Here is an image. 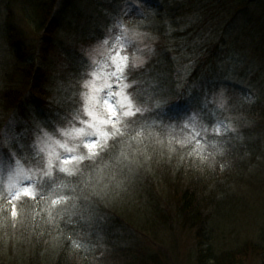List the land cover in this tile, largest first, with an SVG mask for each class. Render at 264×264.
I'll list each match as a JSON object with an SVG mask.
<instances>
[{
    "label": "trees",
    "instance_id": "16d2710c",
    "mask_svg": "<svg viewBox=\"0 0 264 264\" xmlns=\"http://www.w3.org/2000/svg\"><path fill=\"white\" fill-rule=\"evenodd\" d=\"M68 2L73 5L71 0ZM258 2L263 0H149L150 8L142 5L143 16L135 10L124 17L130 29L148 35V40L155 46V53L146 66L136 73L138 82L134 87L137 86L146 98H154L160 90L175 89L177 81L169 77L168 70L185 67L190 75L180 91L185 92L186 102L162 113H145L150 118L140 131L147 139L143 144L131 143L132 148L144 149L151 159L138 168L131 179H124L121 187L114 191L111 187L108 189L104 202L97 207L99 218L91 229L83 222L76 225L80 235L90 241L87 250L66 247L64 237L58 232L49 235L43 223L45 204L31 201L18 210L22 212L23 223L17 222L15 227L11 226L10 213H0V264L19 259L24 264L27 261L30 264H110L113 260H121L113 264H163L159 257L142 252L143 257H140L135 249L123 246L121 242L118 244V241L123 236L126 220L122 217L126 214L135 223L166 218L157 197V191L164 186L169 200L176 206L179 222L196 229L198 264H241L252 253L263 257L261 250L251 247L218 254L208 242L216 216L234 205L232 189L243 183L246 172L258 164V158L263 154L261 139L255 136L263 135L264 138V97L251 101V96L245 98L233 91L236 87L225 84L230 96L225 117L231 118L236 133L216 135V116L209 111L213 86H223L222 82L226 83L224 81L229 77L243 80L246 76L247 66L233 70L235 65L230 57L234 51L237 55L233 56H241L238 49L250 43V57L259 61L256 66L260 70L264 69V24L263 15L259 16L264 9ZM57 3L58 0H0V54L6 52L7 57H2L1 62L5 71L3 79L7 86L8 82L14 83L9 90L7 86L0 90V100L6 101L3 105L5 113L20 106L21 86H31L38 95H45L43 86L49 79L41 64L46 65L61 56L55 43L63 27V18L56 13ZM14 11L18 17L22 14L25 22L31 17L40 35H44L38 49L29 43L26 34L30 33L29 29L24 31L10 26L17 18ZM249 22L255 23L252 33L242 31L245 27L249 29ZM225 30L229 31V37L223 54L222 46L216 41L222 39L221 32ZM74 45L73 50L77 52L81 45L79 42ZM208 45L215 46L217 53H207L204 46ZM241 58L247 59L244 55ZM200 84L203 87L195 94L194 88H200ZM176 99L172 97L170 102L174 103ZM148 103L151 105V99ZM2 115L0 127L5 123ZM225 125L220 128L222 133ZM204 129H207L206 133ZM178 141H184L185 146L181 147ZM169 147L175 151L169 152ZM218 148L223 149L222 155L217 152ZM118 154V150H113V155ZM138 158L145 159L139 154ZM97 163L101 168L108 165L104 169L105 182L110 181L112 175L116 180L123 179L124 173L120 172L119 166H113L111 158ZM220 164L225 165L222 171ZM57 190L63 191L62 188ZM5 204V200L0 199V206L5 207ZM61 227H65L63 221ZM89 231L90 237L85 235ZM70 234L76 237V233ZM57 236L59 239H54Z\"/></svg>",
    "mask_w": 264,
    "mask_h": 264
},
{
    "label": "rangeland",
    "instance_id": "374dc122",
    "mask_svg": "<svg viewBox=\"0 0 264 264\" xmlns=\"http://www.w3.org/2000/svg\"><path fill=\"white\" fill-rule=\"evenodd\" d=\"M68 1L58 0L56 6V13L63 18L62 31L55 39L61 56L51 59L46 65L41 64L47 70L49 79V82L43 86L45 95L43 97L38 95L31 86H21L22 101L18 104L20 106L8 113H5V107L3 106L6 101L0 100V115L3 113L2 117L5 122H2L4 125L0 127V140L8 139L13 135L23 136L24 129L31 128L34 121H39L41 124H48L49 126L56 125L58 131H63L64 129L59 128L58 122H62L63 117L69 111L81 107L82 102H78V100L80 94L85 91L83 88L85 80L82 79L85 69L87 68L90 73L93 68H98L101 64L107 63L109 57L115 55L113 49L119 50L113 39V37L120 35L119 29L112 28L114 19L121 18L124 21V17L131 11L143 9L142 4L138 0H71L73 5L69 4ZM258 3L260 4L261 2ZM262 8L264 9V0L261 3ZM14 14L17 18L10 23V26L18 27V29L24 31L29 29L30 33L26 32L29 43L34 45L35 49H38L44 35H40L36 23H33L31 17L25 22L22 14L19 17L16 12ZM261 14L263 15L262 23H264V12ZM124 26L130 36L137 34L136 44L142 49V52L135 53L143 61L135 69V73H137L146 66L150 56H153L155 46L151 40H148V35L130 29L125 21ZM110 29L111 32L109 31ZM74 38L75 42H79L81 45L78 47L77 52L73 50L75 47ZM105 39L109 40L108 45L102 44ZM246 45L245 48L238 49V52L247 57V59H242V55L233 56L237 55L235 51L230 57V60L235 65L233 70L247 66L244 73L246 76H243V80L237 77H229L227 81H224L226 83L222 82L223 86H213L212 89L209 111L214 117L216 116V124L220 128L224 124L233 125L231 118L229 116L225 117L230 104L229 91L225 84L232 88L236 87L232 90L245 96V98L251 96V101L255 98L264 97V69L260 70L259 66H256L259 61L250 57V43L249 45L246 43ZM226 46H222L223 54L226 53ZM89 53H91V58ZM122 54H128L131 59L129 51L126 50ZM4 56L6 57V52H1L0 90L2 87L5 88L7 86V82L3 79L5 71L1 64ZM92 59L96 60L97 63L95 65H92ZM89 65H92V67H88ZM188 71L189 69L185 67L178 70V74H182L183 82H186L187 77L190 75ZM88 79H92V77L89 76ZM8 83L9 85L6 88L9 90L14 83ZM202 87L201 85L198 89L194 88L195 94H198L199 89H202ZM128 91H131V89ZM214 93H219L226 100L224 107H218L216 103L212 102ZM8 100H10L9 97ZM85 119L87 118L85 117ZM220 121L223 123L219 124L218 122ZM65 128H67V125H65ZM261 130L262 128L260 127L259 131ZM255 137L261 139L262 147H264L263 135L262 137ZM53 139L67 142L69 147L80 143V141H71L61 136H54ZM52 147L62 157L66 155L62 148L55 145ZM82 150V147L77 148V152ZM13 151L16 150L14 149ZM36 155L35 150H32L29 156V163L24 164L23 160L21 161L25 170L29 167L35 170L31 160ZM257 163L246 172L247 175L244 177L243 183L232 189L231 195L235 197L234 205L232 204L230 208H226L220 215L216 216L213 226L210 227L211 237L208 239L210 247L218 254L233 252L245 247H251L263 252L262 258L252 253L241 264H264V148L263 154L259 156ZM66 167L72 168L73 165L70 163ZM8 175L7 170L0 169V199H4L6 203L5 197L9 192L15 191L9 184ZM65 179L72 178L65 177ZM36 194L38 198L40 195L38 192ZM157 197L166 218L161 220L147 219L149 221L141 220L135 223L136 221L131 219L129 214L124 215L122 218L126 220V225H124L123 236L118 241V244L121 242L123 246L135 249L136 252L140 253V257H143L142 253L150 257L157 256L163 261V264H198L199 248L195 237L196 229L191 228L188 224L183 225L179 222L176 206L172 200H169L170 197L165 186L157 191ZM5 205L7 207V204ZM120 261L113 260L110 264ZM0 263L2 262L0 261ZM8 264L24 263L19 259L12 260ZM26 264L30 263L27 261Z\"/></svg>",
    "mask_w": 264,
    "mask_h": 264
},
{
    "label": "snow or ice",
    "instance_id": "6c2138e0",
    "mask_svg": "<svg viewBox=\"0 0 264 264\" xmlns=\"http://www.w3.org/2000/svg\"><path fill=\"white\" fill-rule=\"evenodd\" d=\"M138 2L150 8L149 0ZM137 12L143 16L140 9H137ZM112 28L120 31L119 36L113 37L119 50L113 49L115 55L110 56L107 63L93 68L90 73L85 69L82 77L85 80V91L80 94L78 100L82 102L81 107L69 111L62 122H58L59 128L64 130L58 131L56 125L49 126L34 121L31 128L24 129L23 136L13 135L0 140V169L7 170L9 184L15 189L5 197L7 207L0 206V213H10L11 226L15 227L17 222L23 223L22 212L18 211V207L22 210L28 201L43 202L45 207L42 212L46 213L43 223L47 226L49 235L53 231L58 232L59 236L64 237V245L71 249H88L90 241L80 235L76 225L83 222L91 229L99 218L97 207L104 202L108 189L111 187L114 191L121 187L124 179H131L137 169L151 159L144 149L132 148L131 143L135 141L139 145L147 139L140 131L145 128L150 118L146 117L145 113H162L186 102L185 92L180 91L184 87L182 74H178L175 89L160 90L154 94V98H146L134 87L138 82L135 69L143 63L141 57L135 55L136 52H142L136 44L137 34L130 36L121 18L114 19ZM109 31L111 32V29ZM102 44L108 45L109 40L105 39ZM126 50L131 53V59L128 54H122ZM89 57L91 58V53ZM96 63V60L92 59V65ZM89 76L92 79H88ZM129 89L131 91H128ZM172 97H177L174 103L170 102ZM149 99L151 105L148 103ZM207 102L206 95L205 104ZM212 102L218 107H224L226 100L219 93H214ZM204 132L206 133L207 129H204ZM214 132L216 135H224L228 132L236 133L237 129L229 124L224 126L223 133L220 127H216ZM149 135L152 133L149 132ZM196 135L199 136L200 133ZM54 136L66 137L80 143L69 147L67 142L53 139ZM157 143L162 141L157 140ZM178 143L181 147L185 146L184 141ZM53 145L62 148L66 155L62 157L54 150ZM78 147L86 151L77 152ZM213 147L216 145L213 144ZM14 149L16 151H13ZM32 150L37 154L31 160L35 170L32 167L25 170L21 161L28 164ZM113 150H118L119 154L113 155ZM168 150L174 152L175 148L169 147ZM217 152L222 155L223 149L218 148ZM138 154L145 159L141 161ZM108 158L113 160V166L120 167V172L124 173L123 179L116 180V176L112 175L110 181L105 182L104 169L108 168V165L101 168L97 162ZM70 163L73 167H66ZM224 166L220 164L221 171ZM65 177L72 179L65 180ZM58 188L63 191H58ZM37 192L40 195L39 201ZM61 221L65 227H61ZM73 232L76 233L75 238L70 234ZM40 235H43V232ZM85 235L90 237L91 232H86ZM59 236L54 239H59ZM99 239L97 233V240Z\"/></svg>",
    "mask_w": 264,
    "mask_h": 264
},
{
    "label": "bare ground",
    "instance_id": "6f19581e",
    "mask_svg": "<svg viewBox=\"0 0 264 264\" xmlns=\"http://www.w3.org/2000/svg\"><path fill=\"white\" fill-rule=\"evenodd\" d=\"M29 1V0H28ZM260 14L261 13H259V16H260ZM33 20V19H32ZM3 24H5V23H3ZM247 24H250V22L249 23H247ZM264 24V23H263ZM251 26H249V29H247L246 27L245 28H243L242 29V31L245 29V32L246 31H248V32H250V33H252V30L254 29V27H252V26H255V23H251L250 24ZM239 29H240V27H239ZM222 33V39H220V40H217L216 41V43L219 45V46H225L227 43H228V35H229V31L228 30H225V31H223V32H221ZM219 49V48H218ZM204 50L207 52V53H209V54H216L217 52L215 51V46H212V45H208V46H204ZM162 65H165V63L162 61V63H161ZM160 64V65H161ZM178 68L177 67H175V68H172L171 70H168V72H169V77L170 78H172V80H174V81H177V78H178Z\"/></svg>",
    "mask_w": 264,
    "mask_h": 264
}]
</instances>
